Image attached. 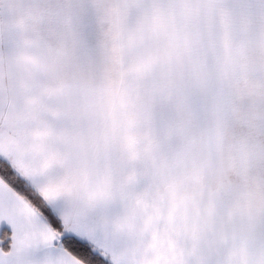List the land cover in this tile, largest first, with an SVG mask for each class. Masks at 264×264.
<instances>
[{
  "label": "snow or ice",
  "instance_id": "snow-or-ice-1",
  "mask_svg": "<svg viewBox=\"0 0 264 264\" xmlns=\"http://www.w3.org/2000/svg\"><path fill=\"white\" fill-rule=\"evenodd\" d=\"M0 264H264V0H0Z\"/></svg>",
  "mask_w": 264,
  "mask_h": 264
}]
</instances>
